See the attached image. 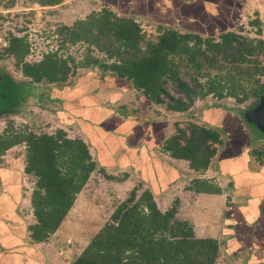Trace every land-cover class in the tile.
Listing matches in <instances>:
<instances>
[{"label": "trees", "instance_id": "1", "mask_svg": "<svg viewBox=\"0 0 264 264\" xmlns=\"http://www.w3.org/2000/svg\"><path fill=\"white\" fill-rule=\"evenodd\" d=\"M63 0H41L47 6ZM259 20L250 22L259 26ZM158 29V28H157ZM9 45L0 52L3 61L13 59L23 79H14L0 70V87L7 89L8 101L0 108V115H17L39 83L63 85L72 75L74 60L49 52L36 62H28V43L23 36L5 33ZM62 43L86 46L83 67L98 66L101 75L129 81L134 89L146 95L154 104H163L173 112H187L195 99L211 95L217 99L231 97L238 103L257 101L264 95V40L251 38L238 31H223L217 39L197 33L160 28L155 37L144 34L141 26L129 16L117 15L108 7L90 12L71 25H60ZM261 30H257L260 34ZM97 51L104 57L91 53ZM74 66H73V64ZM191 72L199 85L194 90L180 72ZM163 79L174 83L185 100L172 98ZM203 79V82L200 80ZM162 96L172 99L165 104ZM219 108L235 115V109ZM246 113V112H245ZM194 115L185 127L175 124V131L164 140L162 149L176 159L189 162L196 172H204L223 142L217 128L198 124ZM251 124V123H250ZM253 125V124H252ZM59 128L51 133L28 130H5L0 134L1 156L15 145H25L24 172L34 180L31 207L34 223L28 226L31 242H45L53 235L72 209L77 196L89 180L101 173L106 180H120L108 176L92 158L88 144L75 132L69 136ZM195 193H217L207 180H193ZM154 193L142 183L135 185L126 198L115 202L102 225L88 238L86 245L71 264H216L219 244L211 237H197L189 221L177 216L172 204L162 211Z\"/></svg>", "mask_w": 264, "mask_h": 264}, {"label": "crops", "instance_id": "2", "mask_svg": "<svg viewBox=\"0 0 264 264\" xmlns=\"http://www.w3.org/2000/svg\"><path fill=\"white\" fill-rule=\"evenodd\" d=\"M263 6L264 0H107L104 5L118 15L132 17L136 22L147 20L148 24L158 28H173L204 37L236 31L234 28L239 21L246 18L245 12L262 11L260 8ZM100 74L92 70L76 74L74 79L71 78L72 83L57 86V97L54 98L59 104L56 114L59 115L60 127L65 125L83 138L103 173L120 178L107 181L98 172L86 187L96 183L95 179L100 185L104 182L110 185L130 182L128 178H132L136 185L142 183L147 186L144 182L148 181L156 199V194L163 192L164 195L175 186L172 183L182 178L184 195L188 199H199V209L195 207L198 202L192 205L194 217L206 225L207 233L196 236L214 238L219 244L216 264L223 263L221 260L225 257L226 247L235 251L228 257L230 264H234L236 258L242 260L249 253L264 264V164H251L247 149L243 150L244 162L239 165L238 146L243 142L233 140L234 150L229 148V141L224 150H217L204 172L194 171L188 161L173 158L162 149L164 140L173 132L167 131L164 120L145 112L155 104L136 91L129 81L110 74L100 79L97 77ZM203 110L195 108L192 112L198 118L196 122L217 128L220 138L222 134L228 135L240 122L235 115L225 116L219 108H205V113ZM24 150V144L15 145L1 156L0 264H71L87 241L81 248L76 245L73 249L70 235H61L57 242L52 238L56 232L45 242H31L29 239L28 226L34 223L30 199L34 180L24 172ZM131 167L139 168L140 177L132 174ZM209 173L213 179H207ZM195 179L207 180L220 191L195 193L189 188ZM86 189H83V194ZM227 190L232 197L228 205L222 197ZM165 195L167 202H177L174 194ZM185 202L181 199V204ZM177 216L187 220L181 216L180 210ZM92 230L96 231L94 227ZM62 240L68 245L71 257L63 252V245H59Z\"/></svg>", "mask_w": 264, "mask_h": 264}, {"label": "rangeland", "instance_id": "3", "mask_svg": "<svg viewBox=\"0 0 264 264\" xmlns=\"http://www.w3.org/2000/svg\"><path fill=\"white\" fill-rule=\"evenodd\" d=\"M38 1L41 0H0V28L2 31L10 35L23 36L25 38L28 43V54L25 57V60L28 62H36L40 60L44 54L49 52H56L58 56L67 58L70 61L74 60L76 67L74 68L72 75L66 81V83L69 84L72 83L70 82L71 78L74 79L76 74L83 71L86 72L88 70H92L97 73H102V69L98 68V66H81V63L84 62L87 54L86 46L81 43L75 45L62 43V36L59 35L58 29L60 25H71L76 20L84 19L90 12L101 10V8H103L107 3V0H63L59 4L53 6L42 5L38 3ZM260 9L262 11L249 10L250 15L245 12L246 18L240 20L234 30H240L243 35L248 37L262 38L264 40V6ZM246 14L249 16L247 17ZM254 20H259V26L250 25V22H253ZM138 23L146 36L152 38L158 34V30L160 28L155 25L148 24L147 20H143ZM258 29L261 30L260 34H257ZM218 34L219 33L210 37L217 39ZM91 55L96 56L97 58L104 57L97 51H94ZM260 59L264 62V54L260 56ZM0 70L9 72L14 79L21 80L24 78L18 65L13 59L6 61L0 59ZM179 74L185 83H187L194 90L199 91V85L192 80L190 75L191 72L186 74L182 69ZM105 76L106 75L104 74H100V76L97 75L100 79ZM203 81V79L200 80V82ZM262 81L264 82V77L262 78ZM162 84L170 97L185 100L179 88L174 83L167 79H163ZM57 86L60 85L39 83L35 86V88H32L30 90L31 95L27 97L26 102H24V104L20 107V112L17 115H0V134L4 133L5 130L10 131V128L13 130L24 129L37 133H51L54 130L63 128L68 131L67 134L69 136H74L75 131H70V129L65 125L60 127L59 115L56 114V111L59 109V104L56 103L58 101L54 99L57 95L55 92L58 89ZM6 91L7 89L3 90L0 87V108H2V106H4V104L8 101V99H5L7 96ZM170 97L162 96V100L165 104L173 102ZM254 102L256 101L249 99L243 103H238L231 97L217 99L208 95L204 98L195 99L194 104L190 106L187 112L182 113L168 111L165 109V105L163 104L152 105V108H149V110H151H147L145 112L153 117L155 116L164 120L167 125V131L174 132L175 124H179L180 128L185 127L187 119L191 118V115H193L192 112L195 108H204L203 112L205 111V107L216 105L235 109V116L240 122L237 123L238 126L236 128L232 129L230 132L228 131V135H221L223 143L217 147L219 151H221V149L224 150L226 143L229 144V141H231L228 146L230 149L232 148L234 150V145H231L232 142L234 144L233 140H237L239 142L241 141L243 143H239L238 146L239 165L244 162L243 150L245 151L247 149L251 164L255 162L256 165H262L264 164V133L252 126L245 118V112L252 107ZM155 107L157 109H155ZM131 171L132 174L135 176L139 175L140 177L141 174L139 168L137 169L136 167H131ZM185 174L183 175L185 176ZM209 175L210 173L207 174V179H213ZM95 180L96 183L86 187L87 189L85 193L83 194L82 192L79 195L76 200V205L69 212L65 223L61 226L60 230L56 232V235L52 237L53 241L57 242V239L63 234L64 237L70 235L69 237H71L70 240L72 239L71 244L73 249H75L76 245L78 248H81L82 245H84L83 242L87 241L91 236V233L94 232L92 228L94 227L97 230L107 219L112 206L115 205L114 203L126 197L131 189L136 185V182H132V178H128L130 182H123L122 184L120 182V184L110 185H108L107 182H104V184L101 183L100 185L99 181L97 179ZM183 181L184 179L181 178L179 182L172 183V185L174 184L175 186L173 188L168 187L169 189L165 194L168 193L172 196L174 194V196L177 197L175 199L178 202V205L176 206L177 213L179 214L180 210L181 216L186 218L192 225L195 235H204L207 233L206 225L201 221H197V217H194L195 215L193 213L194 207H192L193 204L198 202L195 207L198 209L200 208L199 199L194 197L188 199V197L184 195ZM144 184L147 185H143L144 187L149 186L148 181L144 182ZM229 193V190L223 192L224 195L222 197H224L226 205H228L232 200ZM165 194L163 195V192L156 194L158 207L162 211L167 210L169 206L172 205L171 201V203L167 202ZM181 199L186 200V202L181 204ZM173 204H175V202H173ZM23 208L25 207L23 206ZM93 209L95 211H93ZM201 210L203 209L201 208ZM25 215H27V213ZM189 215L196 220H193ZM210 228L213 231L216 230L214 229L215 227ZM59 245H63V252L67 256L71 257V251L68 249V245L63 240L59 242ZM234 252L235 251L230 250V247L229 249L226 247V250L224 251L225 257L221 260V262H223L221 264H230L228 262V257L234 254ZM242 258V260H237L236 258L233 263L260 264L255 256L251 257L250 253Z\"/></svg>", "mask_w": 264, "mask_h": 264}, {"label": "water", "instance_id": "4", "mask_svg": "<svg viewBox=\"0 0 264 264\" xmlns=\"http://www.w3.org/2000/svg\"><path fill=\"white\" fill-rule=\"evenodd\" d=\"M245 118L264 133V95L245 113Z\"/></svg>", "mask_w": 264, "mask_h": 264}, {"label": "built area", "instance_id": "5", "mask_svg": "<svg viewBox=\"0 0 264 264\" xmlns=\"http://www.w3.org/2000/svg\"><path fill=\"white\" fill-rule=\"evenodd\" d=\"M9 45V40L6 38V35L1 34L0 31V52H2Z\"/></svg>", "mask_w": 264, "mask_h": 264}, {"label": "flooded vegetation", "instance_id": "6", "mask_svg": "<svg viewBox=\"0 0 264 264\" xmlns=\"http://www.w3.org/2000/svg\"><path fill=\"white\" fill-rule=\"evenodd\" d=\"M262 97V96H261ZM259 100V99H258ZM257 102V101H256ZM256 102H254V104L256 103ZM254 104L252 105V107L254 106ZM249 110V109H248ZM252 125V124H251ZM253 126V125H252ZM255 127V126H254ZM256 128V127H255Z\"/></svg>", "mask_w": 264, "mask_h": 264}]
</instances>
